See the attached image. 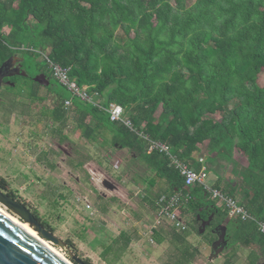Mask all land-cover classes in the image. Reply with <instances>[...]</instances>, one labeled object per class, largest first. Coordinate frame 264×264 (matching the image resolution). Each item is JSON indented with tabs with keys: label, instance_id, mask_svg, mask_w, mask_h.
Listing matches in <instances>:
<instances>
[{
	"label": "trees",
	"instance_id": "trees-1",
	"mask_svg": "<svg viewBox=\"0 0 264 264\" xmlns=\"http://www.w3.org/2000/svg\"><path fill=\"white\" fill-rule=\"evenodd\" d=\"M22 41L34 45L18 49ZM44 46L52 62L68 67L79 85L98 93L103 107L121 105L135 130L168 145L191 168L202 166L196 153L214 163L234 161L235 151L241 153L247 166L236 167L235 182L218 176L213 187L233 199L240 195L237 203L264 221V84L258 83L264 73V0H0V66L20 51L40 55L37 48ZM37 85L45 93L31 89L29 98L53 96L54 105L44 116L57 125L61 135L51 133L57 141L66 139L62 131L73 121L82 138L101 144L96 147L127 149L130 159L141 160L153 176L145 180L149 186L155 178L164 180L165 187L151 201L155 210L160 200L188 192L182 213L190 212L192 221L198 222V214L214 213L212 226L231 225L227 241L231 238L232 249L256 244L264 251V233L255 222L225 221L227 210L202 186L187 190L167 156L148 152L135 131L75 97L65 109L64 101L71 98L65 88L59 93ZM0 182L5 190L7 182ZM5 192L18 200L13 191ZM123 235L127 247L132 239ZM153 235L158 245L170 238L176 251L172 264H188L196 253L188 245L187 230L161 225ZM234 254L223 264H233ZM259 258L252 248L246 264H258Z\"/></svg>",
	"mask_w": 264,
	"mask_h": 264
},
{
	"label": "rangeland",
	"instance_id": "rangeland-1",
	"mask_svg": "<svg viewBox=\"0 0 264 264\" xmlns=\"http://www.w3.org/2000/svg\"><path fill=\"white\" fill-rule=\"evenodd\" d=\"M30 45L34 44L22 41L20 48H17L25 50ZM47 48H37V53L41 54L32 57L26 51L16 53L15 56L22 60L23 70L32 80L18 76L13 86L2 85L0 88V178L7 182L5 190H1L13 191L18 201L49 225L46 229L51 228L50 232L64 243L63 246L50 244L73 264L72 255L87 260L88 264H172L176 251L170 238L167 236L158 245L154 235L149 232V225L157 218L151 201L165 187L164 180L155 178L152 186H149L145 180L153 176L150 177L149 170L141 160L130 159L129 151L125 148L115 149L109 144L96 147L101 144L86 141L75 129L73 121H69L64 131L71 142L67 144L68 152L60 154L65 162L60 160L58 168L50 165V149L53 147L49 144L51 133L55 132L57 137L61 135L55 123L44 116L45 110L54 105V98L51 95L43 101L32 102L28 94L31 89H41L33 80L39 68L47 74L50 89L59 93L65 90L53 79L51 69L42 59ZM258 83L264 84V73L259 75ZM38 92L42 95L45 89ZM73 151L77 163H87V167L77 164L76 173H73L75 176L71 178L66 173L69 169L66 159L67 153ZM194 155L202 158L207 168L210 167L207 177L209 185H213L218 176L222 181L234 183L236 167L247 166L246 158L238 151H235L234 161L231 162L214 163L207 160L204 153ZM52 160L59 159L56 156ZM109 183L114 185L112 190L108 188ZM143 196L148 200L142 199ZM239 200L240 195H236L235 201ZM214 203L225 208L219 200ZM0 207L23 222L1 203ZM181 214L187 224L181 232H189L188 245L196 250L188 264H223L234 251L233 264H246L252 248L260 254L258 264H264V251L258 245L235 246L232 249L233 242L231 238L227 241V233L228 247L210 258L216 236L210 227L200 233L199 221H192L190 212ZM161 225L170 227L167 222ZM161 225H157L155 230ZM227 228L230 230L231 225ZM121 232L132 239L127 247L125 235L119 237Z\"/></svg>",
	"mask_w": 264,
	"mask_h": 264
},
{
	"label": "built area",
	"instance_id": "built-area-1",
	"mask_svg": "<svg viewBox=\"0 0 264 264\" xmlns=\"http://www.w3.org/2000/svg\"><path fill=\"white\" fill-rule=\"evenodd\" d=\"M44 59L51 69L55 81L70 93L71 98L66 99L63 103L65 109H69L72 106V99L75 97L104 110L107 112L110 121L121 122L128 129L139 134L146 141L148 152L157 150L166 155L169 164L183 177L187 190L194 184L202 186L212 199L221 201L227 210V218L229 220L238 219L241 221H253L256 224L257 230L264 233V221L256 220L243 206L239 205L235 199L225 195L221 190L214 188L213 185H209L207 179L208 170L202 158H199V161L202 163L199 170L191 168L185 161L172 154L168 145L153 141L143 132L135 130L131 120L124 116V109L121 105L111 103L108 107H103L98 93L95 92L92 94L88 91L87 86L79 85L74 78L70 77L68 67H63L52 62L46 55H44ZM189 199L190 196L188 192L183 193L180 191L172 194L165 203H161V200L157 202V218L152 225H149L150 234H153V230L157 225H161L164 222H167L171 227L177 229V231L185 230L187 224L181 217V208L184 202H187Z\"/></svg>",
	"mask_w": 264,
	"mask_h": 264
},
{
	"label": "water",
	"instance_id": "water-1",
	"mask_svg": "<svg viewBox=\"0 0 264 264\" xmlns=\"http://www.w3.org/2000/svg\"><path fill=\"white\" fill-rule=\"evenodd\" d=\"M12 58L13 57H10L8 60ZM8 60L6 62H8ZM6 62L0 66V88L3 77L9 75L3 73ZM17 73L21 76H27L25 71L18 70ZM33 80L42 86H48L50 84L49 79L43 73L36 75ZM113 187L114 185L109 183L108 188L112 190ZM0 203L10 212L18 216L23 222L28 223L44 240L52 242L57 246H63V241L47 230L25 204L9 196L1 189ZM202 209L203 208H200L199 212L202 211ZM213 215L214 213H211L207 219L204 220L198 214L197 218L198 221H200V233H203L206 226L210 224ZM217 229L219 231H217ZM213 232L216 233L218 238L212 243L213 251L210 258L217 256L224 250L227 244V228L225 225L220 224L216 226ZM219 245L222 247L218 248ZM71 258L75 263L83 264L79 258L73 255ZM0 264H66V262L46 248L34 236L20 229L0 212Z\"/></svg>",
	"mask_w": 264,
	"mask_h": 264
},
{
	"label": "flooded vegetation",
	"instance_id": "flooded-vegetation-1",
	"mask_svg": "<svg viewBox=\"0 0 264 264\" xmlns=\"http://www.w3.org/2000/svg\"><path fill=\"white\" fill-rule=\"evenodd\" d=\"M11 57H13L11 60H8V62H6V65L4 66V70H3V73L4 74H9V75H7V76H4L3 77V79H2V83H1V86L2 85H9V86H13L15 83L14 82H12L11 81V78H14V77H18V76H21L20 74H18L17 72H18V70L19 71H25V70H23V66H22V60H20L19 58H17L15 55H13V56H11ZM38 74H40V73H43V74H45L46 75V77H47V74L42 70V69H38V72H37ZM12 74V75H11ZM37 74V75H38ZM23 77H25V76H23ZM48 78V77H47ZM49 79V78H48ZM54 79V78H53ZM55 80V79H54ZM50 81V80H49ZM13 84V85H12ZM50 85V84H49ZM48 85V86H49ZM55 126H57L56 124H55ZM54 134H56L55 132H53ZM62 133H63V135H65L66 136V139H64V140H62V141H57L56 140V138L54 139L53 137H52V135H51V137L52 138H50V139H52L51 140V142L49 143L50 145H51V147L53 146L54 148H56V149H54L53 147L50 149V152H51V154H52V157L54 158V157H56L57 156V158L59 159V160H52L53 158L52 157H50V159H49V161L51 162V166L53 167V166H55V167H59V161L60 160H62V162H65L64 161V157L62 158V157H60V154L62 153V154H66V152H68L67 150H66V148H68L67 147V144H70V140H68L69 138L67 137V134H65V131L63 130L62 131ZM70 141V142H69ZM63 145H65V146H63ZM72 148V147H71ZM68 154V156H67V159H66V162L67 161H69V169H67V171H66V173H67V175L69 176V177H71V178H73L75 175V173H76V165L78 164L77 163V161H76V158H75V156H74V151H73V153H71V152H69V153H67ZM63 156H66V155H63ZM85 164V165H84ZM81 163V164H79V167H87L86 165H87V163ZM78 166V165H77ZM74 173V174H73ZM104 182V181H103ZM105 184H106V182H104ZM214 216V215H213ZM202 219H204V220H206L207 219V217L206 218H202ZM213 219V218H212ZM212 222V221H211ZM211 222H210V224L208 225V226H206V228L207 227H210V230L213 232L214 231V229H215V227L217 226V225H215V226H212L211 225ZM199 226H200V221H199ZM217 231H219L218 229H217ZM213 234L216 236L215 237V239L213 240V242L214 241H216L217 240V238H218V236L216 235V233H214L213 232ZM227 244H228V242H227ZM227 244H226V246L224 247V249L225 248H227L228 246H227ZM221 248L222 246L221 245H219L218 246V248Z\"/></svg>",
	"mask_w": 264,
	"mask_h": 264
},
{
	"label": "bare ground",
	"instance_id": "bare-ground-1",
	"mask_svg": "<svg viewBox=\"0 0 264 264\" xmlns=\"http://www.w3.org/2000/svg\"><path fill=\"white\" fill-rule=\"evenodd\" d=\"M0 212L9 220H11L14 224H16L20 229L24 230L26 233L34 236L38 241H40L46 248H48L51 252L59 256L66 264H73L68 258H66L56 247L52 246L50 242L44 240L40 237L36 231H34L31 226L26 222H21L14 216L10 215L4 209L0 207Z\"/></svg>",
	"mask_w": 264,
	"mask_h": 264
}]
</instances>
